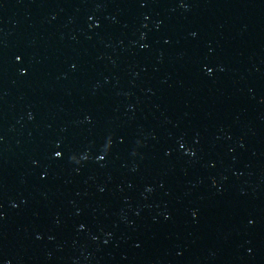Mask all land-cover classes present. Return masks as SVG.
I'll list each match as a JSON object with an SVG mask.
<instances>
[{
  "label": "water",
  "instance_id": "water-1",
  "mask_svg": "<svg viewBox=\"0 0 264 264\" xmlns=\"http://www.w3.org/2000/svg\"><path fill=\"white\" fill-rule=\"evenodd\" d=\"M0 264H264V0H0Z\"/></svg>",
  "mask_w": 264,
  "mask_h": 264
}]
</instances>
